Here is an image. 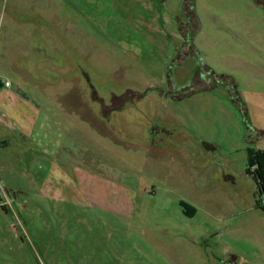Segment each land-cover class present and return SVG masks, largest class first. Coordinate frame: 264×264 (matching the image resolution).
Wrapping results in <instances>:
<instances>
[{
	"label": "rangeland",
	"instance_id": "1",
	"mask_svg": "<svg viewBox=\"0 0 264 264\" xmlns=\"http://www.w3.org/2000/svg\"><path fill=\"white\" fill-rule=\"evenodd\" d=\"M191 3L0 0V264H264V3Z\"/></svg>",
	"mask_w": 264,
	"mask_h": 264
},
{
	"label": "trees",
	"instance_id": "2",
	"mask_svg": "<svg viewBox=\"0 0 264 264\" xmlns=\"http://www.w3.org/2000/svg\"><path fill=\"white\" fill-rule=\"evenodd\" d=\"M247 165V173L253 177L258 186L260 198L257 200V205L264 210V150L249 148Z\"/></svg>",
	"mask_w": 264,
	"mask_h": 264
},
{
	"label": "flooded vegetation",
	"instance_id": "3",
	"mask_svg": "<svg viewBox=\"0 0 264 264\" xmlns=\"http://www.w3.org/2000/svg\"><path fill=\"white\" fill-rule=\"evenodd\" d=\"M262 3H264V0H262ZM192 3H191V0H185V7H184V9L185 10H188L189 12L192 10V9H190V8H192Z\"/></svg>",
	"mask_w": 264,
	"mask_h": 264
},
{
	"label": "crops",
	"instance_id": "4",
	"mask_svg": "<svg viewBox=\"0 0 264 264\" xmlns=\"http://www.w3.org/2000/svg\"><path fill=\"white\" fill-rule=\"evenodd\" d=\"M27 55H28V53H27ZM16 58H19V54H16ZM23 70V69H22ZM24 71V70H23ZM9 86H11V84H9Z\"/></svg>",
	"mask_w": 264,
	"mask_h": 264
},
{
	"label": "built area",
	"instance_id": "5",
	"mask_svg": "<svg viewBox=\"0 0 264 264\" xmlns=\"http://www.w3.org/2000/svg\"><path fill=\"white\" fill-rule=\"evenodd\" d=\"M6 85H9V82H6Z\"/></svg>",
	"mask_w": 264,
	"mask_h": 264
}]
</instances>
